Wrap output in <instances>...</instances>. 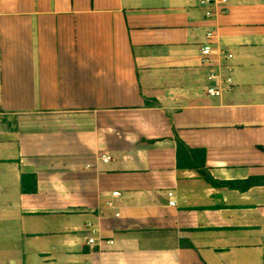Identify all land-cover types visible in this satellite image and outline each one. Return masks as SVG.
Returning a JSON list of instances; mask_svg holds the SVG:
<instances>
[{
	"label": "crops",
	"instance_id": "crops-1",
	"mask_svg": "<svg viewBox=\"0 0 264 264\" xmlns=\"http://www.w3.org/2000/svg\"><path fill=\"white\" fill-rule=\"evenodd\" d=\"M199 1L0 0V264H264V0Z\"/></svg>",
	"mask_w": 264,
	"mask_h": 264
},
{
	"label": "built area",
	"instance_id": "built-area-1",
	"mask_svg": "<svg viewBox=\"0 0 264 264\" xmlns=\"http://www.w3.org/2000/svg\"><path fill=\"white\" fill-rule=\"evenodd\" d=\"M228 0H200L199 4L202 7L207 8L206 15L208 18H212L216 16L220 9L227 4ZM214 34L209 33L208 39L209 42L212 41ZM211 43V42H210ZM202 55L205 63L209 66L212 65V57L214 55V48L209 44L206 45L202 49ZM225 58L231 60L233 58L232 54H228ZM232 69L229 67L220 68L218 71H212L208 75V81L211 82V86L206 89V93L210 97H220L224 94V92H229L233 90V79L231 78ZM228 73V74H227ZM104 162H108L110 160L109 157H103ZM113 197H120V193H114ZM171 205H175V202L170 203ZM103 241H100L97 238L91 237L88 240V245L90 246H99ZM112 244V242H108Z\"/></svg>",
	"mask_w": 264,
	"mask_h": 264
},
{
	"label": "trees",
	"instance_id": "trees-1",
	"mask_svg": "<svg viewBox=\"0 0 264 264\" xmlns=\"http://www.w3.org/2000/svg\"><path fill=\"white\" fill-rule=\"evenodd\" d=\"M147 105H150L147 102ZM177 149H178V168L179 169H198L204 170L206 165V152L204 150H192L188 148L183 141L179 138H176ZM208 181H211L215 187H224L228 186L231 188H239L243 190L249 189L253 185L252 182H238V183H223L213 181L206 173ZM257 182L260 186H264V178L257 179ZM37 178L35 175H23L22 191L31 192V194L37 193Z\"/></svg>",
	"mask_w": 264,
	"mask_h": 264
}]
</instances>
